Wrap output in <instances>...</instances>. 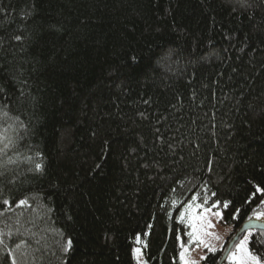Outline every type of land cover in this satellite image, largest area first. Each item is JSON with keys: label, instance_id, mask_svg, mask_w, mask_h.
I'll use <instances>...</instances> for the list:
<instances>
[{"label": "trees", "instance_id": "trees-1", "mask_svg": "<svg viewBox=\"0 0 264 264\" xmlns=\"http://www.w3.org/2000/svg\"><path fill=\"white\" fill-rule=\"evenodd\" d=\"M257 188L264 0H0V264H181L179 214L214 202L219 264Z\"/></svg>", "mask_w": 264, "mask_h": 264}, {"label": "snow or ice", "instance_id": "snow-or-ice-1", "mask_svg": "<svg viewBox=\"0 0 264 264\" xmlns=\"http://www.w3.org/2000/svg\"><path fill=\"white\" fill-rule=\"evenodd\" d=\"M16 40H21L22 38L20 36L15 37ZM31 159V158H29ZM35 170L37 171H42L43 170V165L42 162H36L35 163ZM257 192H260L261 195H264V189L257 188ZM215 195V193H213ZM195 200V197L193 198ZM5 204H8V201H4ZM20 205H27V200H21ZM204 203H207V198H205ZM201 204H195L194 203H188L184 211L179 214V220L181 224H186L188 228L191 229L187 233L188 236V241L187 244H204L206 248H208L209 251H214L210 245L206 244L205 241L203 240L204 235H208L209 233L204 231V226L206 225L207 227H213L208 220H207V214L211 212L212 208H218L219 203L214 202L210 207H205L203 208V213H197L196 209L201 208ZM223 207L227 208L228 207V202L223 203ZM217 217H220L222 219V214L220 211H217L214 213ZM235 218V217H232ZM177 239L180 240V247L182 251L179 254L180 261L182 264H193L192 261L186 259V254L189 252V248L186 246L185 242L181 239V237L178 235ZM140 242V238L137 237V243ZM0 243H3L2 240H0ZM18 249L21 247L20 244L16 246ZM62 251L64 253H67L71 251L72 249V240L70 238L66 239V241L62 244ZM137 253V259H140V249L135 250ZM233 261L234 264H262L261 257L257 254H254L248 249V239L245 237L239 244V255L233 254ZM206 259V257H204ZM12 264H17V261L15 257L12 259Z\"/></svg>", "mask_w": 264, "mask_h": 264}, {"label": "rangeland", "instance_id": "rangeland-1", "mask_svg": "<svg viewBox=\"0 0 264 264\" xmlns=\"http://www.w3.org/2000/svg\"><path fill=\"white\" fill-rule=\"evenodd\" d=\"M195 204H197V203H194V205ZM183 211H184V209L182 210V212ZM196 211H197V213L202 214L203 213V207L196 209ZM261 211H262V213H264V206H263ZM215 212H217V211L211 209V212H209L207 214V220L211 225H213V227H207L205 225L204 231L209 233V234L203 236V240L205 241V243L210 245L215 250L209 251L208 248H206L204 244L197 245L194 243V244L188 245L186 243V246L189 248V252L186 254V259L192 261L193 264H203L204 261L206 260V259H204V257L207 258L210 254H213V253H216V252L222 250L224 248L228 238L230 237V235L233 232L232 227L225 226L222 224V222H221L222 219L220 217H217L216 215H214ZM221 214H222V212H221ZM263 217H264V215H263ZM190 231H191V229H190ZM252 236H253V231H249L239 240V242L236 244V246L234 247V249L232 250V252L229 256L228 262L230 264H234V261L232 258L233 254L239 255V244L245 237H247V239H248V249L250 250V241L252 239ZM136 249H140V259L139 260L137 259V253L135 251ZM134 259H135L136 264H149L145 258L143 248L141 246H137L134 248ZM181 264H182V262H181Z\"/></svg>", "mask_w": 264, "mask_h": 264}, {"label": "water", "instance_id": "water-1", "mask_svg": "<svg viewBox=\"0 0 264 264\" xmlns=\"http://www.w3.org/2000/svg\"><path fill=\"white\" fill-rule=\"evenodd\" d=\"M249 231H262L264 232V217L262 218H251L248 220L241 228L240 230L236 233V235L233 237V239L230 241L228 244L226 251L219 262V264H227L229 256L236 246V244L239 242V240Z\"/></svg>", "mask_w": 264, "mask_h": 264}]
</instances>
